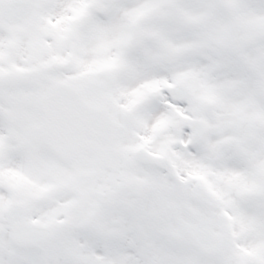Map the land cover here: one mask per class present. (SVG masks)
<instances>
[{
    "label": "snow or ice",
    "instance_id": "obj_1",
    "mask_svg": "<svg viewBox=\"0 0 264 264\" xmlns=\"http://www.w3.org/2000/svg\"><path fill=\"white\" fill-rule=\"evenodd\" d=\"M0 264H264V0H0Z\"/></svg>",
    "mask_w": 264,
    "mask_h": 264
}]
</instances>
